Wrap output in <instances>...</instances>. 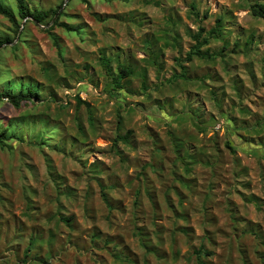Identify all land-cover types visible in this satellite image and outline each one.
<instances>
[{
  "label": "rangeland",
  "instance_id": "374dc122",
  "mask_svg": "<svg viewBox=\"0 0 264 264\" xmlns=\"http://www.w3.org/2000/svg\"><path fill=\"white\" fill-rule=\"evenodd\" d=\"M29 3L58 14L0 15V94H39L0 102V264H264V0Z\"/></svg>",
  "mask_w": 264,
  "mask_h": 264
},
{
  "label": "trees",
  "instance_id": "16d2710c",
  "mask_svg": "<svg viewBox=\"0 0 264 264\" xmlns=\"http://www.w3.org/2000/svg\"><path fill=\"white\" fill-rule=\"evenodd\" d=\"M16 1V11L6 5L2 0H0V15L3 17L7 18L9 22L15 26L16 28V33L18 34V31L21 28V23L20 21L24 20H29L31 19L32 21L41 24V25H47L55 15L58 14V11L56 10H42V9H36L32 8L30 6L29 0H15ZM106 2H114V1H120L123 3H128L131 0H104ZM252 12L253 15L259 18H264V3H255L252 7ZM207 17V15H206ZM60 23H55L54 26H59ZM61 27L72 31L73 28L70 27L66 23H61ZM203 33H205V30L201 28V32L195 36H193L194 41L196 44L192 47V51L188 53V60L191 62L194 57H199L201 59H215L217 56H223L222 52L217 53V54H210L209 50L202 51V48L204 46H207L210 44L211 40H217L219 38H222L223 34V20L222 19H217L216 21V26L208 33L206 37H203ZM14 40L10 37H0V48L6 44L13 43ZM224 50L225 47H224ZM154 54V52H153ZM103 67L107 74L111 77L112 79V85L114 86V90H121L123 89L122 87V80L125 78L132 77L134 75V70L133 68L126 66L124 64H119L115 70L112 69L111 64H112V59L106 58L103 56L101 58ZM186 75L183 74L182 77H185ZM146 77V76H145ZM144 86H146V80L144 81ZM239 91V89L237 88ZM6 99L13 107L19 109L21 108L24 104L29 105V104H34L36 100H39V94L37 93V89L33 86H28L27 88H22L19 92L17 93H11V92H6L0 94V102L2 100ZM79 105H85L88 108L89 112V119L92 123H94L93 119V112L92 108L89 103L86 101H81V99H78ZM132 136V131L128 132L125 135H119L118 140L123 141L125 143L130 142V138ZM12 137L7 136V132H2L0 133V145L1 147H5L6 144L5 142L7 140H10ZM177 152H180V148L182 147L181 144H177ZM192 159L191 155L189 153H186L184 155V159ZM104 200L108 203L107 201V196L106 194H103ZM60 220L69 226L72 225V218H66L64 216L60 217ZM31 246H34V243H31ZM29 247L26 251V254L28 255L31 253L32 247ZM198 258L200 259L203 256H210L211 252H208L205 248H201L196 252ZM200 264L202 262L200 261Z\"/></svg>",
  "mask_w": 264,
  "mask_h": 264
}]
</instances>
